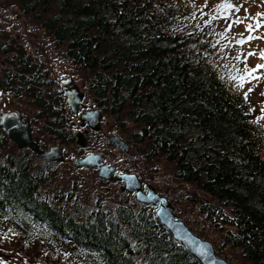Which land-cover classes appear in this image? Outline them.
Instances as JSON below:
<instances>
[{"label": "trees", "instance_id": "16d2710c", "mask_svg": "<svg viewBox=\"0 0 264 264\" xmlns=\"http://www.w3.org/2000/svg\"><path fill=\"white\" fill-rule=\"evenodd\" d=\"M223 4L0 0V11H10L25 30L39 31L61 49L82 75L89 105L113 121L115 134L139 152L140 165L162 163L172 181L192 188L188 200L218 234L209 237L205 226L190 232L208 237L217 257L227 259L221 253L226 250L241 264H264V129L230 88L228 77L237 69L228 34L215 21L199 27L205 15L225 10L218 7ZM14 42V36L9 43L0 40L7 66L0 89L33 93L45 135L74 143L60 90L42 80L40 66L23 49H13ZM3 47L10 56H3ZM7 140L2 131L0 239L17 242L25 264H198L158 223L154 208L124 192H115V200L100 193L120 185L115 180L89 169L90 184H79L67 166L70 178L59 185L65 164L40 162L27 149L7 153ZM128 165L116 167L123 173L138 168Z\"/></svg>", "mask_w": 264, "mask_h": 264}, {"label": "rangeland", "instance_id": "374dc122", "mask_svg": "<svg viewBox=\"0 0 264 264\" xmlns=\"http://www.w3.org/2000/svg\"><path fill=\"white\" fill-rule=\"evenodd\" d=\"M189 1L201 5L204 0ZM208 1L210 2V7L216 6L221 2L224 4L227 2L233 5L231 8L227 7L225 10L220 11L217 14L218 16L215 14L205 15V21L199 27L211 26V22L215 21L217 22L216 26H221L225 35L226 33L228 34L229 37L227 38L233 46L230 53L234 56L232 63L233 69H237L231 76H227L229 85L232 83L230 88L233 94L236 93L241 96L245 109L249 114H252L254 119H256V124L261 129H264V68L257 69V65H264V59H261V53L264 52V0ZM236 7H239V11L235 10ZM15 13H17V11ZM16 18L13 17V14L10 13V11H0V40L9 43L11 37L14 36L16 42L11 44L12 48L23 49L25 56H28L34 65L40 66L38 74L42 76V80L47 82L52 81L53 86H55L56 89H59L56 84L57 81L65 79L66 77H71L80 87V90L85 94V101L88 108L93 109L94 107L89 105V99L86 97L87 88L82 81V75H76L73 65L67 58L61 55V49H55L51 42L46 37H43L39 31L25 30L21 24L22 22L19 23V17ZM237 20H240L241 22L235 23L234 21ZM229 25H231L230 28ZM249 25H252L251 30H247ZM249 36L253 38L249 40ZM240 41L244 42L239 43ZM3 48L7 51L5 56H10L11 53L8 54L7 48ZM250 52L254 53V55H248ZM238 56L240 57V60H238ZM6 67L4 60L0 57V76L2 75V69ZM253 69H256V71H251ZM241 77H244V79H241ZM42 88H40V91ZM249 89H251V91H249ZM47 91L51 94L52 88H48ZM32 94H27L23 89L18 92V94L13 91H4L1 89L0 115L3 112L14 111L28 117L30 120L32 137L34 136L35 139L40 138L43 145L46 143L47 145H45V148L59 146L62 149L64 161L59 165L65 164V166H61L60 169L62 172L57 179L59 185H64L69 180L70 176L75 177L74 180H77L76 182L79 184L80 182H83L86 185L90 184L91 180L87 174L90 170L76 169L72 165V160L74 158L79 159L87 154L101 155L106 162L109 164L115 163V166L117 167L127 163L129 165L134 164L138 168L128 169L130 173L127 174H134L137 176L138 172H141L142 178H140V181L142 183V189H144L143 187L145 186H150L157 194L159 193V196L165 198L172 207L173 214L176 218H178V220L189 230L201 231L204 230L205 226L207 229H205L206 234L209 237L217 239L216 235L218 233L211 230L206 224L204 225V220L198 213L196 202L190 203L188 200V194L194 193L190 186L172 181V178L168 174V170L162 163L154 164L153 166L144 164L140 165L139 161H142V158L140 157L139 152L135 151L134 148H129L127 153H123L111 145L106 146L104 144V141L100 138L112 135L119 136L115 134L116 127L111 119L108 117H101V132L96 133V135H89L82 148L75 144V140L74 143L73 141L72 143H60L59 140H51V138H49L50 135H45L44 131H42V127L46 125V121L43 116H41V118L36 117V114H38V108L33 105L34 97H32ZM245 94H247V98L245 97ZM46 100H50L49 97ZM59 102L60 101H58V104ZM54 107L56 109L60 108L58 105ZM61 111L63 118L66 121L65 123L71 128L72 132L77 130L75 129L77 126L76 119L69 114L65 105ZM32 116H34L35 121H32ZM50 120L52 119H49V121ZM1 132L2 131L0 130V134ZM99 134H101V136H99ZM7 141L6 148L3 151L6 150L7 153L15 152V150L18 151L10 141ZM87 143H89L90 149H86ZM42 149H44V146ZM67 166L71 167L70 176L65 175V172H67L66 170H68ZM93 174L94 173L90 171V175ZM51 183L54 182L52 181ZM83 183L82 185H84ZM79 184H77L78 187H80ZM90 187L92 190L94 189L92 184ZM96 190L100 191L101 189ZM81 191L82 189L79 188L78 192L80 193ZM102 191H100V193H105L107 199L114 200L118 199V195H115V192H122L120 190V185L117 187L108 186L106 189H102ZM196 196L200 195L197 194ZM129 198L131 197L129 196ZM65 209L67 210V208ZM202 240H205L212 245V241L208 240V237L207 240ZM215 245L218 246L217 243ZM222 252L225 253L224 255L227 257V259L223 260L228 264H241L236 253L228 255L226 250H222L221 253ZM25 258L20 252L17 242H14V245H12L8 240L1 241L0 239V264H25Z\"/></svg>", "mask_w": 264, "mask_h": 264}, {"label": "water", "instance_id": "95a60500", "mask_svg": "<svg viewBox=\"0 0 264 264\" xmlns=\"http://www.w3.org/2000/svg\"><path fill=\"white\" fill-rule=\"evenodd\" d=\"M5 56L7 51L2 48ZM65 98V105L71 116L77 118L79 127H87L91 132H101V113L98 109H88L83 103L84 93L79 90L72 78H66L58 83ZM0 130L7 139L18 150H29L33 157L41 162L61 164L64 161L62 149L59 146H52L46 150L32 140L31 128L26 117H21L15 112H3L0 115ZM76 145L84 147V139L79 132L75 133ZM106 141L114 148L128 152V146L117 136H107ZM72 165L76 169H94L97 177L110 181L113 178L117 183H121V191L132 194L133 199L138 204L155 208L154 216L158 223L169 233L172 240L177 242L183 250L192 257L198 264H228L225 260L218 258L212 245L194 235L179 221L173 214V209L168 201L159 196L150 186L142 189L141 182L134 174H118L112 166L102 163V158L96 154H87L82 158L72 160Z\"/></svg>", "mask_w": 264, "mask_h": 264}, {"label": "flooded vegetation", "instance_id": "af4514ba", "mask_svg": "<svg viewBox=\"0 0 264 264\" xmlns=\"http://www.w3.org/2000/svg\"><path fill=\"white\" fill-rule=\"evenodd\" d=\"M66 78H69V77H66ZM65 78V79H66ZM63 80V79H62ZM61 81V80H60ZM60 81H57V87L59 88V86H58V83L60 82ZM48 82H52V81H48ZM11 83H12V85L13 86H15V81H11ZM76 83V82H75ZM77 84V83H76ZM52 86H53V84H52ZM78 86V85H77ZM54 88H56L55 86H53ZM78 88L80 89V87L78 86ZM1 90V89H0ZM25 90V89H24ZM56 90H60V92H61V94H62V99H63V104L65 103V98H64V94H63V92H62V90L59 88V89H56ZM53 96H50V100L52 101L53 100V98H52ZM59 99V98H58ZM85 101V97H84V99H83V102ZM86 102V101H85ZM86 105V104H85ZM9 112H11V111H9ZM12 112H14V111H12ZM16 114H18V115H20L21 117H26V116H23V115H21V114H19V113H17V112H15ZM27 119H28V117H26ZM75 118V117H74ZM76 119V122H77V130H75L74 132H73V136H74V138H75V133L76 132H79V133H81L82 134V137H83V139H84V145H85V143H86V138L89 136V135H91L92 133L93 134H96L95 132H91L90 130H88L87 129V127L86 126H84L83 128H80L79 127V123H78V121H77V118H75ZM32 121H35V119H34V116H32ZM28 122H29V125H30V120L28 119ZM31 128V127H30ZM31 137H32V131H31ZM106 137V136H105ZM76 139V138H75ZM32 140H33V137H32ZM34 141V140H33ZM35 142V141H34ZM36 143V142H35ZM37 144V143H36ZM39 147H40V149L42 148L39 144H37ZM51 147V146H50ZM48 149V148H47ZM42 150H44V149H42ZM46 150V149H45ZM128 150H129V148H128ZM123 153H125V152H123ZM102 158V161H103V164H106V165H109V166H112V167H114L115 169H116V172L118 173V174H122L123 172H119L118 170H117V167L116 166H113L112 164H109L108 162H106V161H104L105 159H103V157H101ZM124 174V173H123ZM114 179V178H113ZM121 187V186H120Z\"/></svg>", "mask_w": 264, "mask_h": 264}, {"label": "snow or ice", "instance_id": "6c2138e0", "mask_svg": "<svg viewBox=\"0 0 264 264\" xmlns=\"http://www.w3.org/2000/svg\"><path fill=\"white\" fill-rule=\"evenodd\" d=\"M218 7H233V5L229 4V3H225L223 5H220ZM236 11H239V7H236L235 8ZM257 15H260V14H257ZM215 18V17H214ZM235 23H239L241 22L240 20H237V21H234ZM231 27V25H229V28ZM252 29V25H249L248 26V29L247 30H251ZM253 37L249 36L248 39L251 40ZM244 41H240L239 43H243ZM248 55H254V53H248ZM261 59H264V52L261 53ZM260 68H264V65H257V69H260ZM251 71H256V69H253ZM250 74V73H249ZM241 79H244V77H241ZM249 91H251V89H249ZM245 97L247 98V94H245Z\"/></svg>", "mask_w": 264, "mask_h": 264}, {"label": "bare ground", "instance_id": "6f19581e", "mask_svg": "<svg viewBox=\"0 0 264 264\" xmlns=\"http://www.w3.org/2000/svg\"><path fill=\"white\" fill-rule=\"evenodd\" d=\"M42 149V148H41ZM47 149V148H44V150Z\"/></svg>", "mask_w": 264, "mask_h": 264}]
</instances>
